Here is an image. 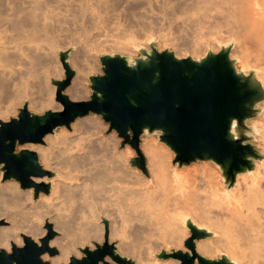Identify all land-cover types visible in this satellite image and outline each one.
Here are the masks:
<instances>
[{"label": "bare ground", "instance_id": "6f19581e", "mask_svg": "<svg viewBox=\"0 0 264 264\" xmlns=\"http://www.w3.org/2000/svg\"><path fill=\"white\" fill-rule=\"evenodd\" d=\"M3 1L7 11L2 12L5 17L0 19V35L24 36L30 44L36 90L26 101L30 113H39L51 103L54 89L49 85L48 68L59 62L61 54L83 71V58L86 63L94 52L106 51L108 42L117 43L107 38L113 31L109 27L118 24L116 13L134 15L144 6V30L138 27L143 31L156 29L160 26L157 21L169 20L168 24L170 19L177 20L173 23L182 19L187 29L193 26L189 29L196 32L195 55L205 53V41L214 52L227 50L231 69L256 92L248 104L255 119L244 125L233 121L230 134L244 139L253 135L260 150L256 157L248 156L247 166L229 176L211 162L193 165V169L174 163L173 152L151 136L141 143L146 162L142 171L131 165V149L120 151L116 140L90 122L92 118L80 119L70 136L62 133L44 138L38 160L51 175L40 184L32 182L36 186L47 184V193L40 191L35 196L34 187L0 183V221L7 224L0 227V250L21 247L23 236L40 245L46 233L43 226L50 222L58 233L48 243L57 249L56 256L45 253L41 257L49 264H65L72 256L79 259L80 249L87 246L94 250L91 240L98 243L103 237L116 242V254L132 257L136 264H180L171 258L160 260L158 253L169 248L186 252L182 243L191 229H196L204 234L195 241L198 255L224 259L226 264H264V0ZM108 28L110 32L105 34ZM161 29L156 33L160 35ZM179 29L176 32L182 33ZM127 35L125 44L138 47L131 34ZM194 46L187 47L193 51ZM124 50L132 57V50ZM178 53H174L176 58L184 57ZM79 85L76 77L68 90L70 100L83 97Z\"/></svg>", "mask_w": 264, "mask_h": 264}, {"label": "water", "instance_id": "95a60500", "mask_svg": "<svg viewBox=\"0 0 264 264\" xmlns=\"http://www.w3.org/2000/svg\"><path fill=\"white\" fill-rule=\"evenodd\" d=\"M138 51L140 56L133 59L120 54L100 57L102 75L88 78L89 99L75 102L64 94L75 72L66 62V54H61L64 78L51 80L61 110L35 114L23 105L15 118L0 121L3 179L16 180L21 188L34 187L35 196L40 191L47 193V184L36 186L31 178L51 174L39 164L35 152L16 151V146L41 144L56 128H69L77 118L89 114L100 116L109 131H115L124 140L121 146L127 143L135 151L130 163L142 171L146 162L139 149L140 137L153 132L159 133V141L173 152L174 163L181 166L211 162L232 176L242 165L247 166L248 156L256 157L258 150L250 143L253 135L244 139L230 134L233 121L244 125L256 117L248 108L256 92L231 69L227 50L208 52L201 59L176 58L172 52H158L152 45L149 52ZM45 228L47 234L40 245L23 236V246H12L10 252L0 250V264H49L42 260V255L54 256L57 250L48 246L55 235L51 225L47 223ZM203 235L191 229L183 242L186 252L161 250L157 257L175 259L180 264H226L224 259L209 260L196 253L195 241ZM115 250V245L104 239L94 250L82 248V256L71 257L67 264H136Z\"/></svg>", "mask_w": 264, "mask_h": 264}, {"label": "rangeland", "instance_id": "374dc122", "mask_svg": "<svg viewBox=\"0 0 264 264\" xmlns=\"http://www.w3.org/2000/svg\"><path fill=\"white\" fill-rule=\"evenodd\" d=\"M13 1H15V0H13ZM16 2H17V0H16ZM18 2H19V0H18ZM3 3H4V1L0 0V11H1L0 12V19L3 18V16L5 17V14H6V11H7V10L5 11V8H6L5 6H4L5 8H3V6H2ZM143 7H142V10H143ZM139 10H141V9H138V11L135 10L136 13L133 11V13H135L134 15H132L130 13L127 14V12H125V11H124V14H123V11H120V12L116 13V15H115L116 17L115 18L118 19L117 20L118 22L117 21L116 22L114 21V22H115V24L116 23H118V24L121 23L119 25L120 26L122 25V26L120 27L118 24L114 25V23H112L110 26L114 25L115 27L114 26L113 27H109L110 30L113 29V31H111V33L108 34V35H111V36L113 34L114 35L112 36V38L107 35V38L109 37L108 40L116 41L117 43L114 44V43L108 42L106 44V48L104 47L105 48L104 50H106V51L94 52V54H92L91 57L87 58L88 61L86 60V63H85V59L83 58L81 60V64L85 68L83 71H78L76 69V67H75L76 65L72 64L70 58H68V60L66 59V62L69 63L70 68L72 70H74L75 74H74V77L71 80L70 85L64 91V94H66V95L68 94V90L72 86V83L75 81L76 77H79V79H80L79 87L84 91V94H83L82 98L74 99V100H71V101L75 102V101L88 100L89 96L91 94L90 83L88 81V78L92 77V76H95V75H102L101 64H100L99 58L102 57V56H105V55H113V54H120V55L126 56L125 55L126 51L124 50L125 48L132 50L133 55H132V57H130L131 59L138 58L140 56V53L138 51L139 49H144V50L149 52L150 51V45H152L156 49V51H158V52H161V51H164V50H168L170 52H173V54L175 52L176 53L179 52L178 54H180V53L183 54L184 57H179V58L201 59L209 51L212 52V53H217V51L214 52L213 49L212 50L209 49L211 47L207 46L208 43L205 41L204 38L202 40H199V39L196 38L197 41H200L202 43H204V41H205L204 47L203 46L202 47H203V49H206V50H205L204 54H201V55L198 54L200 56L195 55L194 51H195V49H197V48H195L196 46H194L195 45L194 43L196 42L195 41V35H196L195 33L196 32L193 29L194 30V33H193L192 32L193 31L192 28H191V30L189 29L190 27H193V26H190L187 29V24L185 23L186 25H184V23H183L184 21H182V19L180 20V21H182V23L180 21H178L176 23L175 22L173 23V21L176 20V19H174V20L170 19V21H172V22L168 23V24H167V22H169V20L167 22H166V20H164V22L160 21V23L157 21L158 23L156 22L155 24L160 25V26H157L156 29H155L156 26H154V24H153V25H151V27L154 26V30H153V28L152 29L150 28L146 32L143 31L144 30V27H143L144 26V24H143L144 23V19H142V17L144 18V14H143L144 10L143 11L141 10L142 11L141 13L139 12ZM2 12L5 13V14H2ZM119 13H120V15H119ZM125 14H127V15H125ZM138 14L139 15L143 14V16L140 15L142 20L139 18L140 16H138ZM118 15H119V17H117ZM120 16H122V17H120ZM136 16L140 20L137 19ZM124 17H126V18H124ZM132 17H134V18H132ZM130 18H132V20ZM140 22H142L143 25L140 24ZM162 22H163V24H162ZM179 22H180V24H182V26L180 25L182 28H183V26H186V27H184V29L185 30L187 29L186 31L188 32V34L186 33V31H184V29L182 30L181 27H179L181 29L178 28ZM177 23H178V26L176 25ZM171 24H174L175 26L174 25L171 26ZM168 25H169V27H168ZM139 26L143 30L138 28ZM161 27H162V29H161ZM171 27L172 28L174 27V28L172 29ZM109 28L105 31V34L108 31L110 32ZM160 29H161V32H163V34L166 33V35H164V36H166L165 38L170 36V34H169L170 32H171L172 38L169 37L170 39L169 38L165 39L160 31H159L160 35H159V33H156V31L158 32V30H160ZM164 29H169V30L166 31ZM178 29H179V32H182V33H177ZM180 30H182V31H180ZM152 31H154L153 34H152ZM144 32H145V34H144ZM127 33L131 34L130 36H132L134 41L139 44L138 47L134 48L132 46H128V45L125 44L126 43V39L129 37V35H127ZM174 33H175V35H174ZM149 34L151 36H148ZM184 34H185V36H184ZM191 34L193 35L194 40L192 39V35ZM124 36H128V37H124ZM177 36H179L178 37L179 39L177 38ZM186 36H187V40L188 41L185 40ZM152 37L156 38V39H153ZM162 37H163V39H162ZM196 37H197V35H196ZM118 38H119V40H117ZM174 38L176 40H174ZM182 38L184 39V42L186 44L183 42ZM189 38H191V39L189 40ZM27 39L28 38H26L24 36L11 37V35L9 33H7L6 35H4V34L0 35V71L3 72V73L0 72V74H2V75H0L1 80H2V83H0V112H1L0 121H3V122H6V121H8L11 118H15L17 116V114H18V110L20 108H22L23 105H27L26 101L33 97V93H34V90H35V89H33V83L35 82L33 66H32L33 65V61H32L33 57L31 55V51L29 50L28 46H30V44H28ZM104 39L107 40L105 37H104ZM169 40L170 41L172 40V43ZM192 40H193V43H192ZM179 42L181 43L180 44L181 46H179ZM187 42L191 43V45H188ZM200 42H197V43H200ZM212 42L215 43V41H213V40H212ZM168 43H170V44H168ZM197 43H196V45H197ZM174 44H177V45H174ZM183 45H185V46H183ZM192 45L194 46V48H193L194 50L193 51L189 50L190 48L192 49ZM147 46H149L148 49H147ZM175 46H178V47H175ZM187 46H189V49H188ZM181 47H183V49H185V47H186L187 51L186 50L184 51L183 49H181ZM175 48H177V49H175ZM122 50H124V51H122ZM216 50H217V48H216ZM120 51H122V52H120ZM188 51H190V52H188ZM184 52H185V54H184ZM126 57H129V56H126ZM58 61L60 62L59 59H58ZM59 62L52 63L51 66L48 68L49 69V74H48L49 85H50V87H52L54 89V92H53L52 97H51L52 101L49 104V106H47L46 109L42 110L39 113L35 112V114H43L45 111H48V110L59 111L62 108L61 105L55 101V90H56V87L53 84H51V80L57 81V80H61L62 78H64V70L62 68V64L59 63ZM82 66H81V68H82ZM27 108H28V105H27ZM88 118H92L90 122L97 123L103 129V134L105 136L111 137L114 140H116V142L118 144V149L120 151H125V150H128V149H131L133 151V153H134L133 157L136 156L135 151L127 143H124V145L121 146V144H122V142H124V140L122 138L118 137V135L116 134L115 131H109L108 124L105 123L100 116L94 115V114H89L87 116H84V117H81V118H77L73 123L70 124L69 128H65V127L56 128L52 134H48L45 137L46 138L56 137V136H60L62 133H64V135H66V136H70L72 128H76V126L78 125V121H81L82 119H85V121H86ZM253 119H255V118H253ZM252 120H249L248 122H250ZM151 136L153 138L155 137V142H157L158 144L164 145L163 143H161L159 141V133L153 132V133L148 134V135L147 134H143L140 137L139 149L141 148V143L144 141V139L149 138ZM44 138H43V141H42L41 144H26V145H23V146H16V151H19V150H22V149H27V150L35 152L37 157H38V154L40 153V149L44 148V146H45ZM250 143L255 147V149H257L258 151L260 150L259 146H258V141L256 140V138L252 139L250 141ZM140 151H141V149H140ZM38 162H39V160H38ZM199 163H202L204 165V164H207V163H210V162L196 161V162H191L187 166H183V167L190 166V168L188 167L187 169H191V166H192V169H193L195 167H198ZM39 164H40V162H39ZM210 164H213V163H210ZM193 165L194 166L196 165V166L194 167ZM42 168L44 170H46L43 166H42ZM215 169L218 170L217 167H215ZM4 173H5V171H4L3 165L0 164V183H8V182L11 181V182H14V183H16V184H18L20 186L19 182L16 181V180H13V179L4 180L3 179L4 178ZM45 176H43L41 178H33L32 177L31 179H32V181L34 183L40 184L41 181L44 180ZM0 223H2V222L0 221ZM47 223H49L51 225L52 230L55 233L54 237L57 236L58 232L54 229L52 223H50V222H47ZM1 226H7V224L2 223V224H0V227ZM43 228L46 230L45 225L43 226ZM46 234H47V230H46V233H45L44 236H46ZM91 241L93 243H95L94 244V249H95V245L96 244L100 245V244H102L104 242V237H103L102 242L96 243L97 241H93V240H91ZM108 243L109 244H114V245L116 244L115 241L108 242ZM182 245H183V243H182ZM22 246H23V244H22ZM85 247H87V246H85ZM88 249L90 250L89 247H88ZM171 249L172 248H169L168 251H165V250L164 251L165 252H169ZM79 254H80V257H81L82 253L80 251H79ZM54 256H56V255H54ZM72 257H74V256H72ZM125 257L135 261L132 257H129V256H125ZM106 259H108V261L110 260L109 258H106ZM43 261L48 262V260H43ZM67 263H65V264H67ZM111 263H113V262H111ZM165 263H167V262H165ZM113 264H116V263H113Z\"/></svg>", "mask_w": 264, "mask_h": 264}]
</instances>
